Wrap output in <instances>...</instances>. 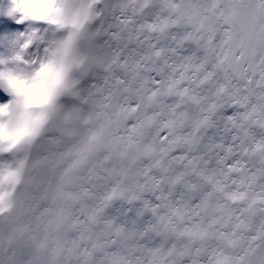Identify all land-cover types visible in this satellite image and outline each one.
<instances>
[{
    "label": "clouds",
    "instance_id": "9594fccd",
    "mask_svg": "<svg viewBox=\"0 0 264 264\" xmlns=\"http://www.w3.org/2000/svg\"><path fill=\"white\" fill-rule=\"evenodd\" d=\"M0 264H264V0H0Z\"/></svg>",
    "mask_w": 264,
    "mask_h": 264
}]
</instances>
